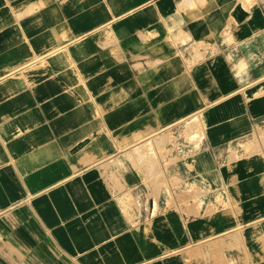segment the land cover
<instances>
[{"label":"crops","instance_id":"crops-1","mask_svg":"<svg viewBox=\"0 0 264 264\" xmlns=\"http://www.w3.org/2000/svg\"><path fill=\"white\" fill-rule=\"evenodd\" d=\"M0 264H264V0H0Z\"/></svg>","mask_w":264,"mask_h":264},{"label":"rangeland","instance_id":"rangeland-1","mask_svg":"<svg viewBox=\"0 0 264 264\" xmlns=\"http://www.w3.org/2000/svg\"><path fill=\"white\" fill-rule=\"evenodd\" d=\"M195 121H197V120H194L193 122H195ZM187 122V121H186ZM193 122H190V124L188 125H186V129L187 130H185V124L186 123H182L181 125H180V127H179V131H178V134H173L174 136H171V138L173 139V141L176 143V142H179L180 140L179 139H181V138H185V139H188V135H187V133H188V131L189 132H191L192 133V135H193V137H194V139L196 140V141H199L200 139H201V137H202V134L201 133H203V130H202V128H201V126H200V123L198 122H196V124H192ZM189 123V122H188ZM167 137H169L168 135H166V136H164V138L166 139ZM170 138V139H171ZM179 140V141H178ZM164 141V140H163ZM172 141V140H171ZM183 147V146H182ZM147 150H148V152H149V154L151 155V157H155L156 155H155V153H154V151L152 150V145H147ZM165 149H162V152L164 151Z\"/></svg>","mask_w":264,"mask_h":264},{"label":"bare ground","instance_id":"bare-ground-1","mask_svg":"<svg viewBox=\"0 0 264 264\" xmlns=\"http://www.w3.org/2000/svg\"><path fill=\"white\" fill-rule=\"evenodd\" d=\"M196 122H197V121L193 122L192 124L194 125V124H196ZM197 123H198V122H197ZM187 124L189 125V124H190V122H189V123H187ZM201 134H203V133H201Z\"/></svg>","mask_w":264,"mask_h":264}]
</instances>
